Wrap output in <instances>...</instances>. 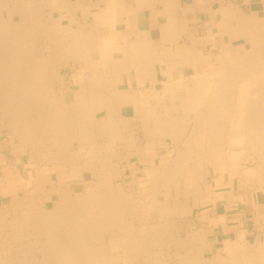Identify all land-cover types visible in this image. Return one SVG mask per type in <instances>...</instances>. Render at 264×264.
<instances>
[{
  "label": "bare ground",
  "instance_id": "obj_1",
  "mask_svg": "<svg viewBox=\"0 0 264 264\" xmlns=\"http://www.w3.org/2000/svg\"><path fill=\"white\" fill-rule=\"evenodd\" d=\"M58 2H61L62 7L57 6ZM260 2L262 15L256 8H252L249 14L239 12L235 6L224 8L223 19L220 17L222 21L218 25L221 33L230 34L229 42L222 44L214 54L196 58L199 59L200 64L204 62L202 69L193 75H187V79L194 80L191 82L192 89L185 96L182 94L181 104L178 105L182 112L192 113L189 136L182 139L184 148L177 156V163H174L179 167H173L174 170L170 169L171 167H160L159 171L154 165L147 168L150 174L151 171L159 174V180L166 191V193L161 192L164 195L160 193L162 196L156 195L151 198L153 208L161 214V218L164 217V223L143 225L141 231L135 229L138 231L135 233V231H126L122 226V217L126 213L124 209L126 211L128 200L126 198H130L132 194L128 193L127 196L125 193V197L119 196L121 190L119 191L116 179L120 175L118 161L121 158L115 161L114 156H110L111 149L118 140L123 141L128 154L131 153V148H135L130 134L124 135V129L128 127L124 123L127 118L124 109L133 103L131 109L135 112V118L140 116L146 123L142 131H145L144 135L149 134V137L143 143V147H138L140 156L147 154L150 148H163L160 141L155 140L156 135L167 134L172 141L180 140L188 122L181 124L179 120L169 115L167 110L158 109L159 113H155L153 111L155 101L152 107L150 104L151 109L145 108L144 101L148 98L146 94L147 98L143 97L137 105L136 96L129 97L127 94H122L118 100H115V90L113 94L111 89H107L110 91L109 94L103 91V88L107 87H100L98 80L102 70L99 71L98 68L100 64L113 63L110 55L114 47L112 41L105 39L96 43L92 30L86 28L87 24L76 21L77 25L72 28L57 21L53 15L56 10L59 12L66 10L73 15L79 7L78 4L71 5L67 0H0V116L4 117L6 125L8 124V127H5L8 133L5 141L12 146V151L16 154L14 158L16 161L13 164L5 159L0 160V187L5 186L1 189L0 196L10 198V203L6 207H0V264H109L108 261L116 263L117 259H113V256L107 260L104 249L105 239L109 241L111 249L116 247L117 253L114 254L120 259L117 264H130V261H133L132 256H135V259L136 256H144L140 258L144 264H154L156 255L152 256V253H148L150 251L146 246L149 243L157 244L163 238L159 236L170 231L166 225L169 221L168 216L182 215L190 211V208L177 200L171 205L164 201L170 181H175L182 175L190 187H194L207 174L208 163L219 165L222 169L234 164L236 160L231 161V158L236 157L237 152L242 150L240 147L238 150L237 147L230 145L227 154L224 148L228 141L229 144L244 143L246 150L249 153L251 151L252 156L255 152V156L260 159L258 167L264 169V0ZM38 35L47 38L46 41L49 39L40 56L34 54ZM237 38H244L245 41L233 44L232 41ZM247 40L249 47L245 45ZM144 42L149 41L144 40ZM98 44L109 52L100 59L94 57ZM239 45H244V48L236 51L235 48ZM72 60L79 64L82 61L84 66L79 65L77 73L73 74V82L78 89L74 91L73 99L66 103L67 86L61 70ZM121 64L123 66L124 62H120ZM152 66L154 67L153 64ZM122 68L124 70V66ZM147 68L148 66L144 69ZM152 68L150 70H153ZM109 77L111 81L115 80V76ZM174 82L167 81L162 89L147 92L158 95L159 91L171 88L170 92L173 94L174 88L171 83ZM178 86H175V89ZM150 99L152 100L151 97ZM164 104L163 106L166 105ZM101 114L103 119L98 120L97 117ZM234 117H237V122L230 120ZM225 134L228 135L227 142H225ZM75 144L78 146L77 149L72 148ZM40 150L47 151L42 155ZM246 150L244 149V152L248 156ZM0 153H2L1 148ZM20 153L29 155V163L25 162L23 166L27 168L30 165L32 168V171L27 170L25 176L19 173L16 165V163L20 164ZM40 155H45L49 162L44 168ZM45 170L46 173L57 174L55 184L50 183V179L45 178L46 175H41ZM64 172L67 175L61 174ZM255 172L256 169L254 171L248 168L249 175ZM84 173H90L91 177L86 180ZM171 174L173 177L167 178L166 175ZM71 177H81L83 188L80 192L64 185V180ZM44 183L48 185L46 190L42 188ZM42 190L46 191L44 197L41 196ZM49 202L52 203L51 206H48ZM240 238L243 239V235H240ZM18 239H21L20 245L32 244V247L10 250L8 245H14L13 240ZM163 240L169 241L168 244L174 245L178 252L167 253L165 256L167 262L160 261L161 263L169 264L168 261L172 260L174 264H208L201 256V238L189 235L186 238L168 237ZM244 243L246 246L243 245L237 250V256L224 264H264L262 243L258 242L250 247H247L246 241ZM183 250L185 251L181 253ZM121 256H127L128 259Z\"/></svg>",
  "mask_w": 264,
  "mask_h": 264
},
{
  "label": "crops",
  "instance_id": "obj_2",
  "mask_svg": "<svg viewBox=\"0 0 264 264\" xmlns=\"http://www.w3.org/2000/svg\"><path fill=\"white\" fill-rule=\"evenodd\" d=\"M67 2L71 5L78 4L79 7L73 15L66 10L54 11L53 15L55 19L57 18V21L72 28L77 25L76 21L85 23L87 24L86 28L92 30L96 43L105 39L111 40L113 43L114 47L110 54L113 63H108L107 66L105 64L99 65L98 69L102 71L98 81H100L101 88L107 87L103 88L106 93L109 94L112 91L113 94L115 90V100H118L122 94L135 97L140 91H158L164 87L163 85L167 81L184 79L187 75H193V73L195 74L201 70L204 62L200 64L199 59L196 58L218 52L222 44L230 40V34L221 33L218 25L223 19L224 8L228 9L230 6H235L239 12L244 14H249L252 8H256L259 10L260 15L263 13L260 0H67ZM61 5V2L57 3L58 7H62ZM113 8L115 9L112 11ZM178 27L180 28L178 29ZM186 32L190 34L188 35ZM210 34H213V36H210ZM144 40L149 42L145 43ZM242 41H245V39L237 38L232 42L238 44ZM141 42H144V44ZM154 45L156 46L154 47ZM97 46L94 52L96 59L102 58L106 53L109 54L101 44ZM146 51L147 53L149 51V53H145ZM116 60L117 62H114ZM154 61H160L161 63ZM120 62H124L125 72ZM79 65L84 66V63L80 61L79 64L72 60L69 65L62 67L61 71L65 78V86L73 85V74L77 73ZM147 66L148 68L144 69ZM150 66L153 67V70L149 69ZM139 71L140 73H138ZM109 76H115V80L111 81ZM127 80L128 82H125ZM103 94L101 95L103 96ZM236 149L240 150L239 147ZM242 157H245V152ZM2 159L7 160L4 153H0V160ZM239 160L232 165L229 164L230 166L228 165L225 169H222L219 165L208 163L209 168L203 180L194 187H190L187 181L184 190L180 187L181 178L178 176L179 178L175 180V194L169 195L167 192L165 196L167 204H174L177 200L190 208L186 215L191 217V228L196 233L198 232L197 238L202 239L201 256L207 260L206 263L208 264H224L232 261L237 256V250H240L243 245L246 246L244 241L247 242V247L258 242L264 246V169H261V176L257 178V173L249 175L248 168H243ZM61 174L67 175L66 172ZM83 176L86 180L91 177L86 178L85 173ZM45 177L50 179V183H54L52 179H56V182L58 176L56 174L53 178L52 173H48ZM68 179L67 181L72 184L76 181L77 184L82 186L81 177ZM202 183H205L203 184L204 189L201 187ZM219 200H222V202L217 203ZM194 213L198 214L197 218H194ZM183 214L179 216H183ZM192 223L194 226H192ZM240 235H243L244 238L241 239ZM205 249L210 252L203 254ZM223 250L227 253L226 256H222ZM184 251H181V253ZM175 252H178V250L176 249Z\"/></svg>",
  "mask_w": 264,
  "mask_h": 264
},
{
  "label": "rangeland",
  "instance_id": "obj_3",
  "mask_svg": "<svg viewBox=\"0 0 264 264\" xmlns=\"http://www.w3.org/2000/svg\"><path fill=\"white\" fill-rule=\"evenodd\" d=\"M254 1H256V0H254ZM6 14V13H5ZM49 15V14H48ZM47 15V16H48ZM39 39H38V41H37V38H36V45H34L35 46V49H34V51H36V52H34V54L35 55H41L42 54V51H43V48H44V45H46L47 43H48V40L46 41V39L47 38H44V37H39V35L37 36ZM42 40V41H41ZM38 42V43H37ZM46 43V44H45ZM39 44V45H38ZM43 45V46H42ZM246 47H249V43H248V40H247V42H246ZM242 48H244V45H239L238 47H236L235 49H236V51H238L239 49H242ZM41 49V50H40ZM63 79H64V81H65V78L63 77ZM187 81H186V80ZM190 79V80H189ZM192 78H184V79H181V80H179L180 81V83H179V81L177 82V80L173 83L175 86H178V88H180V89H178V88H176L175 89V86L171 83V85L173 86V88L176 90V91H174V89H172L173 90V94H171V92H170V89L169 90H166V91H159L158 92V95L157 94H153V93H148L147 91H142V93L141 92H139V94L138 95H136V98H137V102H136V104L138 105L139 104V101H141V99L144 97V99H146L147 97V99H146V101H148V102H146V101H144L146 104H147V106H146V104L144 103V105H145V108H150V104H151V107H152V104L154 103V101H155V103H156V105L155 104H153L154 105V107H153V111L155 112V113H159V111H162V110H167V113H170L169 115H171V116H173V117H175V119L176 120H179V122H181V124L182 123H184V124H186V122H188V124L186 125L187 126V128H186V130L184 131V133L181 135V139L180 140H174V141H172L171 140V137L169 136V135H167V134H165V135H156L157 137L155 138V140L156 141H160V143L162 144V146H163V148L162 147H160V148H157V149H154V147L151 149H149L148 151H147V154H144V155H141L140 156V154H139V149H138V147L139 146H141V147H143V143H145L146 142V140H147V138L149 137V134H145L144 135V133H145V131H142V130H144V124H146L143 120H142V118L140 117V116H138V117H136L135 118V112H134V110L133 109H131V107L133 106V103H130L128 106H130V107H128V108H126V109H124V115H125V117H127L126 118V120H124V123L125 124H127V128L126 129H124L125 130V133H124V135H128L129 136V134H130V136L133 138V140H134V144H135V148H136V150H135V148H131L130 149V151H131V153L130 154H128V151L126 150V148H125V144L124 143H122L123 141L122 140H120V141H122V142H119V140L115 143V147L113 146V148L115 149H111L112 151L110 152V156H114V158H115V161H118L120 158L122 159H120L118 162H119V169H120V175L119 176H117V179L116 180H118V181H116V183L117 184H119V191L121 190V192H120V194H119V196L120 197H125V193H126V195L128 196V193H131L132 195H130V198H126V199H128L127 200V206H125V208H126V211H125V209H124V212H126V213H124V215H123V217H122V219H123V221H122V226L124 227V229L126 230V231H129V232H133V231H135V233L137 232L138 233V231H141V228H142V226L143 225H149V226H151V225H155V224H158V223H164V217L163 218H161L160 216H161V214L159 213V212H157L154 208H153V206H152V202H151V198H153V197H156V195H164V193H161V192H163V191H165L164 189H163V187L164 186H162V184L163 183H161L160 182V178H159V174H157V172L155 173H153V171H151V174L149 173V171H148V169L147 168H149L150 166H152V165H154V167L156 166L157 167V171H159V169H160V167H168V168H170V169H175V168H173V167H179V166H176L174 163H177V156H178V154L179 153H181V151L183 150V148H184V144H183V141H182V139H185L186 137H188L189 136V131H190V128L189 127H191V122H192V118L190 117V116H192V113H190V112H182V109H181V107L180 106H178V105H180L181 104V101H180V99L183 97V95L185 96L186 95V93L189 91V90H191L192 89V85H191V82H193L192 80H191ZM74 81V80H73ZM189 81V82H188ZM177 83H179V84H177ZM185 85H187V86H185ZM190 86V87H189ZM58 87V86H57ZM185 87H187V88H185ZM67 89H66V97H67V101H66V103L67 102H69V101H71L72 99H73V96L75 95L74 94V91H77V89H78V86L76 85V83L74 82L73 83V85L72 86H69V87H66ZM182 88V89H181ZM184 88H185V90H184ZM69 89V90H68ZM238 89L240 90V86L238 87ZM178 91V92H177ZM144 92V93H143ZM147 92V93H146ZM163 92V94H161ZM170 92V93H169ZM177 93V94H175V93ZM169 93V94H168ZM143 96H142V95ZM145 94H146V96H145ZM165 94V95H164ZM171 94V95H170ZM183 94V95H182ZM157 95V96H156ZM162 95V96H161ZM164 95V96H163ZM174 97H173V96ZM176 95V96H175ZM154 96H156V97H154ZM166 96H167V98H166ZM140 97V98H139ZM146 97V98H145ZM150 97L152 98V100L150 99ZM157 98V99H156ZM159 98V99H158ZM163 98V99H162ZM165 98V99H164ZM172 100H171V99ZM160 99H162V100H160ZM169 99V100H168ZM152 102H151V101ZM157 100V101H156ZM161 102H160V101ZM159 101V102H158ZM168 101V102H167ZM158 102V103H157ZM171 102V103H170ZM160 103V104H159ZM165 105V106H163V104ZM169 104V105H168ZM136 105V106H137ZM143 105V104H142ZM149 105V106H148ZM157 106V107H156ZM160 108H159V107ZM176 107V108H175ZM178 107H179V109H178ZM148 108V109H149ZM157 110H156V109ZM162 108V109H161ZM175 108V109H174ZM143 109H144V106H143ZM151 109V108H150ZM158 109H160L159 111H158ZM181 109V110H180ZM171 112H170V111ZM157 111V112H156ZM181 111V112H180ZM174 112H175V116H174ZM187 113V114H186ZM132 116H133V118H132ZM183 116L185 117V118H183ZM187 116V117H186ZM132 118V119H131ZM140 118V119H139ZM97 119L98 120H100V119H103V114H101V115H99L98 117H97ZM131 119V120H130ZM230 119V118H229ZM130 120V121H129ZM138 120H139V122H141V123H139L138 122ZM181 120V121H180ZM232 122H237V117H234L233 119L231 118L230 119ZM136 121V122H135ZM128 122V123H127ZM133 122H134V124H133ZM143 122V123H142ZM4 124H5V126H4ZM138 124V125H137ZM227 124H228V121H227ZM133 125V126H132ZM135 125H136V127H137V129H136V127H135ZM142 126V127H140V126ZM0 148L2 149V153H4L5 154V158L9 161V162H11L12 164L16 161V159H14L15 157H16V154L14 153V151H12L13 150V148H12V146L10 145V144H8V142L7 141H5L7 138H8V133H7V128H5V127H8V124L6 125V120H5V118L4 117H1L0 116ZM148 126H149V124H148ZM150 127V126H149ZM132 128H134V129H132ZM143 128V129H142ZM6 129V130H5ZM129 131H128V130ZM6 131V132H5ZM130 132V133H128V132ZM140 133H139V132ZM128 133V134H127ZM133 135H132V134ZM135 133V134H134ZM137 133V134H136ZM229 134H230V132H229ZM135 135V136H134ZM226 136H224L225 137V142H227L228 141V138H226L228 135L227 134H225ZM201 136H202V134H201ZM201 136H199V137H201ZM141 137V138H140ZM139 138V139H138ZM144 138V139H143ZM150 138H151V136H150ZM164 138V139H163ZM161 139V140H160ZM136 140V141H135ZM141 141V142H140ZM180 141H182V142H180ZM120 143V144H119ZM137 143V144H136ZM139 143H140V145H139ZM164 143V144H163ZM123 144V145H122ZM157 145H160V144H158V143H156ZM229 141L227 142V146L225 145V148H224V151L226 152V150H227V154H228V152H229V150H230V145L231 146H235V147H240L241 148V150L242 151H240V152H237V156L236 157H234V158H231V161H235L236 160V162L241 158V156L243 155V153H244V149L246 150V145L244 144V143H240L239 145L238 144H229ZM119 145V146H118ZM138 145V146H137ZM154 145V144H153ZM165 145V146H164ZM245 145V146H244ZM11 146V147H10ZM118 146V147H117ZM121 146V147H120ZM77 144H75V145H73V149H77ZM229 148V149H228ZM171 149V150H170ZM197 149H198V147H197ZM197 149H196V151H197ZM125 150V151H124ZM45 151V152H44ZM46 151L47 150H43V151H41L40 150V152H42L41 154L43 155L44 153H46ZM114 151H117V152H114ZM44 152V153H43ZM113 152V154H111ZM121 152V153H120ZM246 152H248V150H246ZM253 152V151H252ZM11 153V154H10ZM115 154H118V155H115ZM152 154V155H151ZM145 155H146V157H145ZM45 156V155H44ZM41 156L40 155V158L42 159H40L41 160V163L43 164L42 166H43V168L44 167H46L47 166V164L49 163L48 162V159H47V157L45 156ZM117 156V157H116ZM121 156V157H120ZM128 156V157H127ZM153 156V158H151ZM155 157V158H154ZM158 157V158H157ZM167 159H169V160H167ZM20 164H17L16 163V165L18 166V168H19V172H22V174L25 176V175H27L26 174V171L28 170V171H32V168L30 167V165L26 168L25 166H23V163H25L26 162V164L27 163H29V155L27 154V153H20ZM26 160V161H25ZM175 160V161H174ZM260 159L257 157V155L255 156V152H253V156H252V154H251V151H250V153L248 152V156H246L245 155V157H242L239 161L241 162V165H243V168H250V170H254L255 171V169H256V171L257 172H255L253 175H255L256 173H257V178L258 177H260L261 176V167H258V161H259ZM168 161V162H167ZM160 163V164H159ZM164 163V164H163ZM167 163V164H166ZM123 164V165H122ZM1 165V164H0ZM240 165V166H241ZM21 167V168H20ZM30 167V168H29ZM37 167V166H36ZM124 168H125V171H124ZM156 171V170H155ZM47 172V170H45V171H43L42 173H41V175L43 176H45L46 174H48V173H46ZM146 172V173H145ZM170 172V171H169ZM174 173V172H173ZM88 174V175H87ZM146 174V175H145ZM157 174V175H156ZM56 175V173L54 172V173H52V177L54 178V176ZM140 175V176H139ZM167 176V178L168 177H173L172 176V174L171 175H166ZM85 177L86 178H89L90 177V173H85ZM180 178H181V180H180V182H179V184L181 185L180 187L182 188V190H184L185 189V187H186V185H187V181H185V179L183 180V177L182 176H179ZM178 177V178H179ZM46 178V177H45ZM72 178V177H71ZM253 178H255V177H253ZM154 179V180H153ZM53 181H54V184H55V180L56 179H52ZM67 180H69V179H65L64 180V185L65 186H71V187H73L74 188V190L76 191V192H80V190H82V188H83V185L81 186L80 184H77V182L76 181H74L73 182V184L70 182V181H67ZM168 180V179H167ZM159 181V182H158ZM171 182V183H170ZM170 182H168V183H170V186H169V188H168V194L170 195V194H172V195H174L175 194V184H176V181H170ZM71 183V184H70ZM124 184V185H123ZM161 184V185H160ZM178 184V185H179ZM203 184H205V183H202L201 184V187L204 189V187H203ZM165 185V184H164ZM5 187V186H4ZM4 187H0V191H1V189L3 188L4 189ZM46 187L48 188V185L46 184V183H44L43 184V189L44 190H46ZM121 188V189H120ZM44 190H42L41 191V196L42 197H44L45 195H46V191H44ZM118 191V192H119ZM135 191V192H134ZM117 192V193H118ZM161 193V194H160ZM165 193H166V191H165ZM161 195V196H162ZM126 196V197H127ZM132 196V197H131ZM134 197V198H133ZM130 200V201H129ZM10 198L8 197V196H0V207L1 206H4V207H6L10 202ZM164 201L165 202H167L166 200H165V197H164ZM129 202V203H128ZM141 202V203H140ZM151 202V203H150ZM220 202H222V200H219L217 203H220ZM135 205H134V204ZM132 204V205H131ZM52 205V203L51 202H49L48 203V206H51ZM131 205V206H130ZM130 206V207H129ZM129 207V208H128ZM132 208V209H131ZM131 209V210H130ZM169 210V209H168ZM126 214V215H125ZM132 215H134L133 217H132ZM125 216V217H124ZM198 217V214L197 213H194V218H197ZM168 222H167V224L166 225H168V230H170V231H167V233H165V234H163V235H161V236H159V238H178V237H180V238H186V237H189V235L190 236H192V237H197L198 235H197V233H196V231L195 230H192V228H191V222H190V220H191V217L190 216H187L186 215V213H184L183 214V216H179V215H171V216H168ZM163 219V220H162ZM126 220V221H125ZM196 220V219H195ZM161 221V222H160ZM199 221H200V219H199ZM124 223V224H123ZM188 224V225H187ZM171 226V227H170ZM192 226H194L193 225V223H192ZM197 226V225H196ZM195 226V228H197ZM134 227H136V228H134ZM139 227V228H138ZM129 228V229H128ZM190 228V229H189ZM138 230V231H136V230ZM194 229V228H193ZM123 230V229H122ZM121 230V231H122ZM191 230V231H190ZM172 234H171V233ZM193 235H192V234ZM168 234V235H167ZM165 235V236H164ZM170 235V236H169ZM167 236V237H166ZM178 236V237H177ZM162 238V239H163ZM162 239L161 240H159L158 242H157V244H155V243H149L148 244V246H146V248H147V250L148 251H150V252H148V253H152V256L153 255H156V259H154L155 260V263L154 264H159V263H161L160 261H162V262H167V260L168 259H166L165 258V256H166V254L167 253H171V252H175V250L177 249L174 245H169L168 243H169V241H165V240H163L162 241ZM19 240V241H18ZM18 240H13V244L14 245H8V248L10 249V250H12V251H15V250H18V249H20V248H25L26 246V248L25 249H29V247H32L31 245L32 244H29V246L28 245H26V244H24V245H20V240L21 239H18ZM25 240V239H24ZM15 242V243H14ZM160 242H161V244H160ZM160 245H159V244ZM110 244H109V241L107 240V239H105L104 240V249H105V252H106V257H107V260H110L111 259V257L113 256L114 258L113 259H117V261H120V259L118 258V257H115V254L117 253V250L115 249L116 247H114L113 249H111V247L109 246ZM155 245H157L158 246V248H157V246L155 247ZM150 246H151V248H150ZM149 248V249H148ZM161 248H163V249H161ZM150 249H152V250H150ZM161 251H160V250ZM115 251V252H114ZM154 251V252H153ZM33 252V251H32ZM210 251H208L207 249H205L204 251H203V254H207V253H209ZM115 253V254H114ZM147 253V254H148ZM226 254L227 253H225V251L223 250L222 251V256H226ZM124 256V255H123ZM123 256H121V257H123ZM137 258L135 259V256L133 257L132 256V260L133 261H130V264H144V262H143V260L142 259H140V258H144V256H136ZM147 257V256H146ZM145 257V258H146ZM123 258H127V256H125V257H123ZM149 258V257H148ZM152 258V257H151ZM112 259V260H113ZM128 259V258H127ZM135 259V260H134ZM116 261V263L114 262V263H111L110 261H108L109 262V264H117L118 262ZM143 262V263H142ZM169 262V264H174V261H172V260H169L168 261ZM120 264V263H119ZM124 264H127V263H124ZM161 264H164V263H161ZM218 264V263H217ZM219 264H221V263H219Z\"/></svg>",
  "mask_w": 264,
  "mask_h": 264
}]
</instances>
